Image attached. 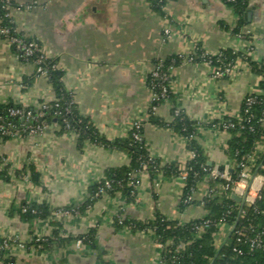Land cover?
I'll return each mask as SVG.
<instances>
[{"label":"crops","instance_id":"obj_1","mask_svg":"<svg viewBox=\"0 0 264 264\" xmlns=\"http://www.w3.org/2000/svg\"><path fill=\"white\" fill-rule=\"evenodd\" d=\"M11 1L32 6L12 10L16 27L54 61L80 113L112 141L127 137L134 121H144L147 148L163 165L184 166L192 152L186 138L147 120L154 96L148 78L156 60L190 54L198 45L215 54L224 49L246 54L253 46L250 57L264 59V0H249L239 32L235 29L241 17L223 0H167L166 15L149 0ZM166 28L171 29V38H166ZM236 64L233 75L215 78L206 62H183L172 70V100L155 108V114L166 121L173 118V106L184 110L196 121V140L208 164L230 172L235 161L226 150L232 135L220 123L225 117H239L244 98L259 92L262 80L244 60ZM36 69L34 61L19 58L0 37V104L12 101L38 111L53 101L56 93L49 74H37ZM28 77L32 78L29 85L24 82ZM44 124L43 131L29 134L28 121L21 119L15 134L0 143L10 172L9 179L0 178V249L4 246L15 264H159L163 245L154 231L118 227L117 218L150 221L159 213L185 224L205 217L206 197L223 192L222 184L212 192V178L207 175L198 183L194 201L181 208L186 184L182 176L142 172L131 200L123 191L106 192L82 208L90 186L104 179L110 168L129 167L131 157L89 140L79 145L78 135L61 130L54 119ZM259 148L264 151V144ZM22 169L24 173L17 174ZM260 186V177L253 176L249 195L256 198ZM33 203L47 204V216L28 220L19 213L25 204ZM91 228L97 231V248L79 247L75 241L46 248L33 244L56 232L69 238ZM231 230L225 224L216 234L217 247L228 242Z\"/></svg>","mask_w":264,"mask_h":264},{"label":"trees","instance_id":"obj_2","mask_svg":"<svg viewBox=\"0 0 264 264\" xmlns=\"http://www.w3.org/2000/svg\"><path fill=\"white\" fill-rule=\"evenodd\" d=\"M10 2L13 6L18 4L11 0H0V17L2 25L9 27L10 36L22 38L25 42L32 41L26 37L22 32L18 31L13 17L7 16L8 9L4 8L5 2ZM162 15H166L165 6L167 0H149ZM226 4L231 6L237 12L241 19L238 27L235 29L239 32V28L244 23V12L249 6V0H223ZM4 38V36H2ZM17 55L21 52L17 49L16 44H11ZM40 52L30 58L29 61H34ZM193 57V62H203L210 58L212 64L217 68H223L229 62H236L239 59L244 60L250 66L251 70L256 74L262 76L261 88L264 89V59L261 61L253 60L249 55L242 52H235L232 49L221 50L217 54L207 52L201 45L190 55ZM185 55H172L165 59H158L155 62L154 68L160 65L161 72L167 75L166 80L155 78L152 72L149 75L148 83L156 98L152 99L151 106L148 111V121L159 126H166L173 129L176 133L180 134L187 139V148L194 152L195 155L189 159L184 166L179 163L171 162L162 164L161 160L151 154L147 148L144 139V121H141L142 128L140 133L142 139H136L134 133L135 128H131L129 135L125 138L116 140H108L103 137L90 118L80 113L77 109L75 101L71 93L67 90L63 81L61 80L62 74L57 73L54 68V61L46 58L42 64L43 68L49 74L53 87L55 89L56 98L48 103V107L43 109L44 115L42 122L40 117L37 122L50 123L53 119L60 125L61 130H70L78 135L79 145H82L86 140L94 143L103 144L105 146L118 148L128 153L131 157L130 166L127 168H110L106 171L105 178L95 182L90 186V196L82 208L90 207L103 193H99L101 187L106 186V182L110 183V187L106 188V192L113 194L117 191H123L129 200L133 198L136 193L138 185L136 181L137 172H149L152 176L163 174H177L179 175L183 168L188 169V176L184 186L183 195L181 199V208H185L194 200L186 202L185 199L192 196L198 188V183L209 174L213 168L208 164V157L203 152L199 143L196 140V121L191 119L187 113L178 109L176 106L172 107L173 118L166 121L155 114V108L165 100H172L171 79L172 70L185 62ZM22 60L25 58L20 57ZM27 61V60H25ZM173 68V69H172ZM36 73L39 72L36 69ZM24 82L30 84L32 78H25ZM167 87V95L162 96V88ZM20 107V105L12 101L0 104V124H4L7 129L13 131L16 126H19L21 119L16 116H11L9 113L10 108ZM245 103L243 101L240 109L239 117H225L220 123L223 128L224 123H233L227 130L231 133L232 137L228 142L227 154L235 161L233 171L230 172L231 180L238 178L241 171L240 162L253 156L255 158V166L253 173L264 175V151L260 150L259 146L264 144V126L260 121L264 119V93L258 96L256 103L252 104L250 114L245 112ZM41 110L34 111L38 114ZM178 111V113H177ZM11 123V125H9ZM36 123V122H35ZM11 134H1V142L9 139ZM0 142V143H1ZM221 170L224 166L219 167ZM29 170L33 173V178L38 180V173L33 165L29 166ZM25 169L17 172V174L24 173ZM9 165L5 164V157L0 153V178L9 179ZM212 192L216 193L218 188H213L217 184H225L227 181L224 178L210 179ZM218 193V192H217ZM233 188L223 191L216 196H207L205 199V208L208 214L199 219L191 220L188 223L182 224L177 220L169 219L162 214H156L155 218L150 221H141L135 219H122L121 216L117 218V226H129L133 230H147L151 229L156 234L157 240L163 245V256L167 264H173L170 256L180 243H186L184 249L179 253V260L181 264H219L220 262H229V264H264V249L251 250L246 245L236 243L235 236L230 235L228 242L220 246L215 245V236L219 230L218 222L225 218L226 223L235 226L236 229H248L254 227L257 232L261 233L264 239V185L259 192L258 197L251 204L245 203L243 206L232 198ZM19 213L26 219L43 218L49 213L47 204H25ZM207 222V223H206ZM196 227H203V232L196 238ZM82 240L83 244L90 245L97 248V231L96 228L89 229L86 233L77 236L64 238L55 233L54 237L35 240L34 245H41L49 247L53 244L58 246L65 245L66 242ZM243 249V254H238L233 250L234 246ZM4 246L0 249V260L5 264L11 262L15 264L13 258L6 256ZM101 264H108L104 261Z\"/></svg>","mask_w":264,"mask_h":264},{"label":"built area","instance_id":"obj_3","mask_svg":"<svg viewBox=\"0 0 264 264\" xmlns=\"http://www.w3.org/2000/svg\"><path fill=\"white\" fill-rule=\"evenodd\" d=\"M3 7L8 9V13L6 15L12 17V10L13 9H22L25 7L31 8L32 6L31 5L13 6L8 1V2H5ZM164 33H165V36L167 39L172 37V32H171L170 28H166L164 30ZM2 36H4V39H6L10 44H16L17 49L21 52V54L18 55L19 58L23 57V58H25V60L29 61L30 58L35 54V52H37V51L40 52L38 57L34 60V63L37 65V71L39 72V74H42V75L47 74V71L42 66V64H43L44 60L47 58V56L41 51L39 44L36 41L25 42L22 38L10 36L9 27L2 25V19L0 17V37L2 38ZM261 38L264 40V34L261 36ZM253 50H254V47L249 46L246 54L250 56V54H252ZM192 53L187 54V55H185V54H180V55L186 56L185 62H192L193 57L190 56ZM211 54H215V53H211ZM204 62H206L209 65L210 70H211V74L215 78H220V77L227 76V75L228 76L233 75L237 71L236 62H229L223 68H217V66L212 64V60L210 58L204 60ZM151 72H152L153 77H155V78H159L161 80L167 79V75L161 72L160 65L153 68ZM263 93H264V89L261 88V90L259 92H255V91L250 92L244 98L243 101L246 105L245 112L249 113V116H251L249 107L252 104L256 103V101L258 100V96L263 94ZM161 94L163 97H165L167 95V87L164 86L162 88ZM156 96L157 95L154 94L153 99L156 98ZM47 107H48V103H44L41 107V111L38 114H35L32 110H30L29 108H25V107L10 108L9 113L11 116H16V117H19L20 119L27 120L28 125L26 126V131L29 134H35V133L43 131L47 127L46 124L41 123V122H37V118L38 117L42 118V116L44 115L42 110L46 109ZM177 113H178V111H177ZM1 120H2V118H0V121ZM260 121L262 122V124L264 126V119L261 118ZM9 125H11V123H9ZM230 126H234V124L233 123H224L223 124V128L226 130ZM132 127L136 129V131L134 133L135 138L141 140L142 139V135L140 133V129L142 128L141 120L134 121L132 124ZM0 133L1 134H15L14 131H10L9 129H7V127L4 124H0ZM1 141H2V139L0 138V142ZM194 155H195V153L192 152V157ZM239 165L241 166V171L239 172L238 178L236 180H233V181L231 180L230 170L227 167H224V169H222V170L219 167H214L209 171L208 175H210V177L213 179H216L218 177L224 178L227 181V183L222 184L221 187H222L223 191H227L232 186L234 193H237L241 196H245V203L251 204L258 197L257 196L256 198H253L248 193V191L250 190L249 184L251 182V179L253 176L254 177L255 176L260 177V180H261V186L259 188V192H260V190L262 189V187L264 185V175L253 173V167L255 166V158L253 156H249L248 158H246L245 160L240 162ZM142 172L143 171H139L136 173V175H138V178H139V174H141ZM179 175L182 176L186 180L187 176H188V169L183 168ZM136 184L137 185L140 184V179H138L136 181ZM108 187H110V183L107 181L106 186L101 187L99 189V193H103V194L106 193L105 190ZM190 200H194L193 195L189 196L188 198L185 199L186 202H189ZM225 224H227L226 220H225V218H222L218 222L219 230L217 233H219L221 231L222 227ZM196 229H197L196 238H198V236H200L202 234L204 228L203 227H196ZM231 235L235 236L234 238H235L236 243L246 245L251 250L259 249V248L264 249V239L262 238L261 233L257 232L254 227H250L248 229H244V228L243 229L242 228L236 229V227L233 225L232 230H231ZM76 243H77V246H79V247L81 245H83L82 240H77ZM5 244L7 245V242ZM185 245H186V243H180L177 246V248L173 251V253L171 254L169 259L172 260L173 264H181V261L179 260V253L182 249H184ZM219 247H220V245L217 248H219ZM233 250L238 254H243V252H244L243 249L239 248L237 245L233 247ZM0 264H3V262L1 260H0ZM5 264H11V262H6ZM159 264H167V262L164 259L163 254L161 255V257L159 259ZM211 264H213V261L211 262ZM219 264H229V262H225V263L220 262Z\"/></svg>","mask_w":264,"mask_h":264},{"label":"water","instance_id":"obj_4","mask_svg":"<svg viewBox=\"0 0 264 264\" xmlns=\"http://www.w3.org/2000/svg\"><path fill=\"white\" fill-rule=\"evenodd\" d=\"M212 165L211 163H209ZM232 198L235 199L238 203H240L242 206L245 204V196H241L237 193H232L231 194Z\"/></svg>","mask_w":264,"mask_h":264}]
</instances>
